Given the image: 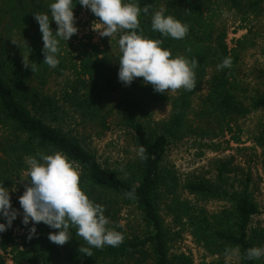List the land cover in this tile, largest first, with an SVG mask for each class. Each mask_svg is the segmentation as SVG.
Returning <instances> with one entry per match:
<instances>
[{
    "label": "trees",
    "instance_id": "trees-1",
    "mask_svg": "<svg viewBox=\"0 0 264 264\" xmlns=\"http://www.w3.org/2000/svg\"><path fill=\"white\" fill-rule=\"evenodd\" d=\"M52 2L0 0V25L6 30V36L0 35V126L11 131L8 145L0 148L7 157L0 159V184L11 181L3 175L9 173V167L27 172L25 157L61 151L78 166L81 185L90 199L104 206L108 227L121 232L124 239L118 247L92 249L91 255H87L80 250L84 242L75 229L67 243L57 245L48 235L59 229L40 222L35 225L36 233L29 238L32 223L25 226L13 221L10 228L0 233V264H6L2 253L9 251L15 264H194L189 255L172 253L174 234L167 219L173 226L187 231L211 256L220 258L203 264H226L222 258L231 252L238 254L240 264H264V257L246 258L249 248L264 246V228L254 225L261 209L254 200L251 177L233 179L227 166H223L216 180L183 181L174 166L165 164L171 144L190 135L215 137L218 132H228L240 143L239 120L264 111V92L249 96L238 80L240 57L254 44L249 39L252 31L230 48L226 30H215L207 19L206 11L212 0H138L141 8L150 6L149 13L140 16L143 35L163 39L162 46L173 55L199 61L196 87L190 92L181 89L172 100L168 121L149 131L143 121L145 107L151 103L165 104L171 98L167 90L154 91L142 77L130 86L118 79L119 40L114 59L108 53L106 38L102 45H86L75 58L67 56V46L61 41L59 65L49 68L43 64L42 33L35 14H48L51 20ZM220 2L241 23L261 15L264 5V0ZM74 4L77 15L83 6L78 0ZM161 8L188 25L184 39L165 38L151 29L152 12ZM50 27L54 32L57 30L53 20ZM226 57L231 58V67L218 70L217 65ZM31 64H36L35 72ZM68 67L72 81L61 98L47 93L45 87L51 76L56 72L62 74ZM208 78L207 94L197 112L198 125H190L193 97ZM114 99L122 125L131 132L139 150L138 161L129 167L126 175L104 167L66 128V121L75 114L85 122L107 129V116L112 112ZM254 143L264 150V125L254 135ZM28 179L27 173L26 186L30 183ZM130 191L134 193L131 197L126 195ZM211 200L225 202L227 206L212 214L202 205ZM123 204L133 205L140 212L143 228L139 234H129L118 224L116 216ZM0 222L6 223V218L0 217ZM20 225L25 234L18 245L14 229Z\"/></svg>",
    "mask_w": 264,
    "mask_h": 264
},
{
    "label": "rangeland",
    "instance_id": "rangeland-1",
    "mask_svg": "<svg viewBox=\"0 0 264 264\" xmlns=\"http://www.w3.org/2000/svg\"><path fill=\"white\" fill-rule=\"evenodd\" d=\"M206 16L215 30H226L230 48L235 47L237 40L249 35V32L252 31L249 39L254 44L249 46V49L240 57L238 80L249 96L264 92V5L261 15L252 17L246 23H241L235 13L228 11L220 0H212L206 11ZM75 18L78 32L68 42L65 41L66 54L69 58L77 57L81 50L90 43L102 45V42H105L104 38L109 44L107 49L109 55L113 59L117 57L119 49L116 43L121 32L114 33L112 37L101 36L99 32L102 30V26L98 24L99 18L86 7H83L75 15ZM94 23H96L95 26L98 30L93 29ZM53 24L58 29L54 20ZM0 35L6 36L3 25H0ZM207 80L209 78L205 80L201 90L193 97V106L189 116L190 125H198L197 112L200 109L202 99L207 94ZM71 81L72 72L68 67L62 74L56 72L51 76L45 91L61 98ZM180 90L169 92L171 101L165 104H147L144 109L143 121L150 128L149 131L156 130L168 121L172 114V100L178 96ZM111 108L112 112L107 116V129L101 128L98 124L85 122L75 114H71L70 119L68 118L66 121V128L80 139L86 149L98 157L104 167L115 170L121 175H126L129 167L138 161L139 150L134 143L131 132L122 125L115 99ZM263 125L264 111L260 110L239 120L240 143H236L233 139L234 135L228 132L217 131L218 134L215 137L197 135L184 137L182 140L171 144L165 164L170 167L174 166L183 181L187 179L216 180L219 169L223 166H227V171L233 179H243L250 176L254 200L261 209V214L254 219V225L264 228V150L254 143V135L260 131ZM10 133L9 129H3L0 126V148L8 145ZM4 154L0 149V159H7ZM3 175L11 180L4 186L9 189L12 209L18 212L14 222L22 223L23 210L19 203V197L27 187L24 181L27 172L26 170H15L12 166V168L9 167V173L7 175L3 173ZM202 205L212 214L220 212L227 206L225 202L217 200H211ZM116 219L118 224L129 234H139L142 231L143 223L140 212L133 205H121ZM167 224L174 234V241L171 243L172 253L187 254L192 257L194 264L210 263L220 259L218 256H211L198 246L187 231H182L181 228L173 226L170 219H167ZM24 234L25 231L21 225L14 229L16 244L22 243ZM2 256L6 264H15L11 251L2 253ZM222 259L226 264H240L236 252H231Z\"/></svg>",
    "mask_w": 264,
    "mask_h": 264
},
{
    "label": "clouds",
    "instance_id": "clouds-1",
    "mask_svg": "<svg viewBox=\"0 0 264 264\" xmlns=\"http://www.w3.org/2000/svg\"><path fill=\"white\" fill-rule=\"evenodd\" d=\"M78 3L99 18L101 36L112 37L121 32L118 79L125 86L142 77L145 84H151L159 93L179 89L190 92L196 87L199 66L196 58L173 55L170 49L162 46L163 39L154 40L143 35L140 16L148 14L150 6L141 8L138 0H78ZM75 5L74 0H53L50 3L51 20L58 25L55 32L50 27L48 14H35L42 33L43 64L49 68L59 65L61 41L68 42L78 32L73 11ZM96 23L93 24L94 30H98ZM151 29L162 37L178 40L184 39L189 31L187 24L166 14L163 8L152 12ZM231 65V58L226 57L217 69L223 70ZM31 69L35 72L36 64H31ZM25 164L30 183L19 197V203L23 210L22 223L27 226L31 222L33 225L29 238L36 233L35 225L43 222L52 229H59L48 235V239L57 245L67 243L72 238V229H75L76 235L84 242L80 250L87 255H91L92 249L118 247L123 242L122 233L108 227L104 206L91 200L83 189L80 170L66 154L61 151L38 152L25 157ZM126 195L131 197L134 193L130 191ZM17 216L18 212L12 209L9 189L0 184V217L6 218V223L0 222V233L10 228ZM262 257L264 246H254L246 251L247 259Z\"/></svg>",
    "mask_w": 264,
    "mask_h": 264
}]
</instances>
